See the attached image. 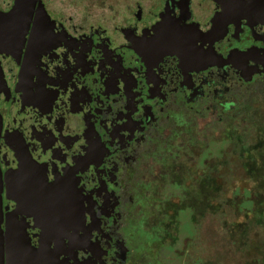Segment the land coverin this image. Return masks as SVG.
<instances>
[{
    "label": "flooded vegetation",
    "instance_id": "obj_1",
    "mask_svg": "<svg viewBox=\"0 0 264 264\" xmlns=\"http://www.w3.org/2000/svg\"><path fill=\"white\" fill-rule=\"evenodd\" d=\"M39 1L21 27L0 0V264H176L149 255L179 200L209 209L204 170L264 155V0ZM43 187L63 198H23Z\"/></svg>",
    "mask_w": 264,
    "mask_h": 264
},
{
    "label": "rangeland",
    "instance_id": "obj_2",
    "mask_svg": "<svg viewBox=\"0 0 264 264\" xmlns=\"http://www.w3.org/2000/svg\"><path fill=\"white\" fill-rule=\"evenodd\" d=\"M49 2V7L53 10H58L67 16L77 17V14H81L87 8H90L95 13H104L109 5L115 8L124 7L131 0H44ZM254 112L252 113V115ZM261 129L264 131V126ZM262 131V132H263ZM252 134L253 141H255V132L251 131L248 133L250 137ZM247 137V138H249ZM252 141V142H253ZM261 155L260 158H263ZM262 160L260 161V163ZM263 163L261 164V166ZM245 170L242 165V160L240 158H230L226 160V164L221 165L219 170H204L205 179L204 183L206 187L201 185L200 188H206L205 192H209L211 189V180H214L218 191L215 195L216 206H218V211H210L211 201L209 203V209L201 207V205H192L193 203L189 201L188 206L184 205L181 199L175 206V210L178 213V225L177 231L180 232L178 242L171 249L158 250L157 254L149 255L153 256L155 262L162 263H176V264H202L204 261L206 264L210 263L213 256L216 257L218 264H263L264 262L261 258L262 243H264V231L263 228H254V231L250 233V238L253 241L254 252L257 257H255V262H247L244 260L243 254L235 252V248L231 246L228 240L227 225L226 223L230 221V217H227L226 212L230 211L233 213L232 209L227 210V204L232 202L235 204L243 201L246 191H250V200L254 202V209L264 202V195L259 191L254 190L253 183L245 177ZM182 170L176 171L178 178L173 177L175 183L178 186H182V183L190 181L189 172L186 174H181ZM198 173V170H195ZM200 177L203 174V170H199ZM196 179H198L196 177ZM208 179V180H207ZM203 181V178L201 177ZM201 181V182H202ZM196 184V183H195ZM207 185L209 187L207 188ZM197 187V185H196ZM197 187V188H198ZM182 188V187H181ZM195 188V186L193 187ZM192 190V189H191ZM246 190V191H245ZM204 191V190H203ZM203 191L200 189L201 194ZM178 199L181 198L182 192L178 189ZM195 190L193 191V193ZM194 197H197L194 195ZM211 197V196H210ZM190 208L186 210L187 208ZM205 210L203 212V210ZM189 211V212H187ZM234 214V213H233ZM233 216V215H232ZM227 217V219H226ZM250 217V216H249ZM224 220H227L224 221ZM243 218L236 219V222H241ZM237 250V249H236ZM263 254V253H262ZM261 261H258V260ZM217 263V262H216ZM211 264V263H210Z\"/></svg>",
    "mask_w": 264,
    "mask_h": 264
},
{
    "label": "trees",
    "instance_id": "obj_3",
    "mask_svg": "<svg viewBox=\"0 0 264 264\" xmlns=\"http://www.w3.org/2000/svg\"><path fill=\"white\" fill-rule=\"evenodd\" d=\"M258 159V167L257 170H251L250 166L254 163V159H248L245 162V166L248 170H243L245 173V177L253 183V189L259 191L261 194L264 195V159ZM263 165L261 166V164ZM218 191L214 180H211V189H210V201L212 205L210 206V211L214 213V211H218V206H216V198L215 195ZM246 191V190H245ZM250 191H246L244 195L243 201L238 202L235 204L232 202L231 204H227V210L232 209L233 213L230 211L231 215H228L229 212H226L227 217H230V221H226L227 233H228V240L230 241L231 246L235 248V252L239 254H243L244 260L246 263L248 262H255V255L254 252V245L253 241L250 238V233L254 231V228H263L264 231V202L257 207V210L254 209V202L251 201L250 198ZM233 215V216H232ZM250 216V217H249ZM226 217V219H227ZM243 218L241 222H236V219ZM262 247L264 249V243H262ZM237 249V250H236ZM263 253V254H262ZM261 253V260L264 259V251L262 250ZM260 259L258 261H261ZM264 261V260H263ZM217 262V263H216ZM211 264H218L219 262L216 261V257L213 256L210 261ZM264 264V262H261Z\"/></svg>",
    "mask_w": 264,
    "mask_h": 264
},
{
    "label": "water",
    "instance_id": "obj_4",
    "mask_svg": "<svg viewBox=\"0 0 264 264\" xmlns=\"http://www.w3.org/2000/svg\"><path fill=\"white\" fill-rule=\"evenodd\" d=\"M39 3V6L43 8V5L39 0H15L14 6L10 14L8 15V22L12 25L16 22L19 26H23L27 23V16H29L32 12V8L36 3ZM0 133H1V119H0ZM1 174V172H0ZM57 190H53L52 188L46 189H37L32 192V195L29 197L24 196V199H37V201H48V200H59L62 199V191L59 195ZM1 199H2V188H1V175H0V219H1ZM43 205H47V203H43ZM62 208V206H59ZM1 238V234H0Z\"/></svg>",
    "mask_w": 264,
    "mask_h": 264
}]
</instances>
